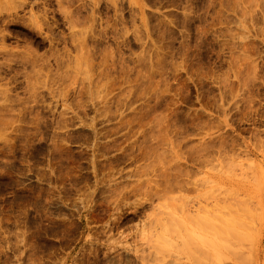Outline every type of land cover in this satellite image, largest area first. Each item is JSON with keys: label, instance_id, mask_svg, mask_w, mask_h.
Listing matches in <instances>:
<instances>
[{"label": "rangeland", "instance_id": "1", "mask_svg": "<svg viewBox=\"0 0 264 264\" xmlns=\"http://www.w3.org/2000/svg\"><path fill=\"white\" fill-rule=\"evenodd\" d=\"M62 258L264 264V0H0V264Z\"/></svg>", "mask_w": 264, "mask_h": 264}, {"label": "bare ground", "instance_id": "2", "mask_svg": "<svg viewBox=\"0 0 264 264\" xmlns=\"http://www.w3.org/2000/svg\"><path fill=\"white\" fill-rule=\"evenodd\" d=\"M257 180V179H256ZM259 184V183H258ZM260 185V184H259ZM89 238V237H88ZM112 238V237H111ZM81 239V238H80ZM79 239V240H80ZM101 240V239H100ZM109 240H110V243H112L113 244V242H112V240L109 238ZM109 240H107L108 242V244L110 245V243H109ZM118 240H120V239H118ZM88 241V240H87ZM117 241V240H116ZM115 241V242H116ZM120 242H122V241H120ZM75 243V242H74ZM105 243V242H104ZM106 244V243H105ZM111 244V245H112ZM120 244H122V243H120ZM107 245V244H106ZM115 246H117V245H115ZM118 246H123V245H118ZM113 248V247H112ZM109 249V248H108ZM107 249V250H108ZM110 250H112L111 248H110ZM112 251H116L115 249L114 250H112ZM110 253H111V251H109ZM117 252V251H116ZM113 253V252H112ZM106 255H108V254H106ZM109 256H110V254H109ZM260 256V252H259V250L254 254V255H250V256H248V257H246L248 260H250L251 262H253V260L256 258V257H259ZM77 258V257H76ZM246 258H245V260H246ZM63 259V261L60 263V264H66V262H67V259L68 258H62ZM259 259V258H258ZM75 262H77V261H75ZM57 264H59L58 262H57ZM73 264V263H72ZM231 264H234V263H231Z\"/></svg>", "mask_w": 264, "mask_h": 264}]
</instances>
